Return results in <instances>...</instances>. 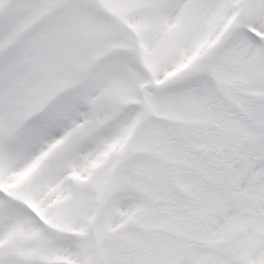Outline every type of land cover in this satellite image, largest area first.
<instances>
[{"label":"snow or ice","instance_id":"6c2138e0","mask_svg":"<svg viewBox=\"0 0 264 264\" xmlns=\"http://www.w3.org/2000/svg\"><path fill=\"white\" fill-rule=\"evenodd\" d=\"M0 264H264V0H0Z\"/></svg>","mask_w":264,"mask_h":264}]
</instances>
